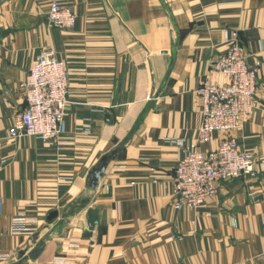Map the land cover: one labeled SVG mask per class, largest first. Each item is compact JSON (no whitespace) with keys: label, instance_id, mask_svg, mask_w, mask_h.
Here are the masks:
<instances>
[{"label":"crops","instance_id":"crops-1","mask_svg":"<svg viewBox=\"0 0 264 264\" xmlns=\"http://www.w3.org/2000/svg\"><path fill=\"white\" fill-rule=\"evenodd\" d=\"M60 3L76 17L72 29L50 27L46 4L0 0V254L11 256L0 264H264V0ZM231 31L259 69L258 108L232 134L253 154L255 172L178 211L179 151L169 141L216 148L220 136L197 140V89L224 83L213 65ZM44 50L66 63L69 77L61 151L8 137L24 108L18 86ZM117 147L97 190H87L91 168ZM90 209L99 220L92 232ZM20 214L27 224L16 227Z\"/></svg>","mask_w":264,"mask_h":264},{"label":"built area","instance_id":"built-area-1","mask_svg":"<svg viewBox=\"0 0 264 264\" xmlns=\"http://www.w3.org/2000/svg\"><path fill=\"white\" fill-rule=\"evenodd\" d=\"M31 1L48 6L46 22L50 27L69 30L75 25V15L60 0ZM225 42L227 50L216 58L213 65L214 71L224 78V83L206 80L197 89L202 112L197 140L210 144L215 135L220 136L216 148L202 151L182 140L169 141L179 151L171 194L172 207L178 211L200 207L217 194L219 184L255 172L253 154L244 149L232 134L241 130L258 108L259 69L248 65L236 31L229 32ZM68 85L66 63L52 50L42 51L18 86L23 94L24 108L13 116L8 137L33 138L61 151L67 145L61 133L69 106ZM78 130L83 131L81 128ZM83 132L88 133L86 130ZM25 220L26 215L20 214L12 223L17 227L27 224ZM16 230L22 233V230ZM10 259V255L0 254V263ZM54 264L72 263L56 259Z\"/></svg>","mask_w":264,"mask_h":264},{"label":"water","instance_id":"water-1","mask_svg":"<svg viewBox=\"0 0 264 264\" xmlns=\"http://www.w3.org/2000/svg\"><path fill=\"white\" fill-rule=\"evenodd\" d=\"M119 151H120V148L117 147L114 150L110 151L109 153L105 154L104 156H102L100 161L94 167L91 168V170L88 173L86 184H85V187L87 190H89V191H96L97 190L99 183H100V180H101L107 166L110 164V162L113 160V158L115 157V155ZM57 217H58V213L56 211H54L48 215L47 220L51 221ZM87 218H88L87 224H88L89 231L92 232L94 230L95 226L99 222L98 210L97 209H90L87 212ZM88 236H90V234H88ZM21 257H23V254H21L19 256V259H21ZM12 264H22V263L19 261V262H15Z\"/></svg>","mask_w":264,"mask_h":264}]
</instances>
